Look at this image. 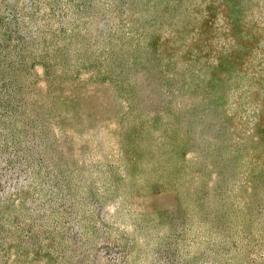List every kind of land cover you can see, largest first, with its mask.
<instances>
[{
  "label": "rangeland",
  "instance_id": "374dc122",
  "mask_svg": "<svg viewBox=\"0 0 264 264\" xmlns=\"http://www.w3.org/2000/svg\"><path fill=\"white\" fill-rule=\"evenodd\" d=\"M0 264H264V0H0Z\"/></svg>",
  "mask_w": 264,
  "mask_h": 264
}]
</instances>
